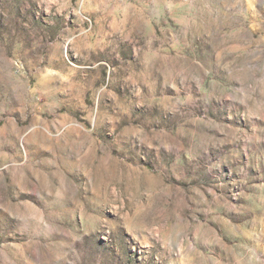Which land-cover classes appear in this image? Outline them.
<instances>
[{"label": "rangeland", "instance_id": "rangeland-1", "mask_svg": "<svg viewBox=\"0 0 264 264\" xmlns=\"http://www.w3.org/2000/svg\"><path fill=\"white\" fill-rule=\"evenodd\" d=\"M0 264H264V0H0Z\"/></svg>", "mask_w": 264, "mask_h": 264}]
</instances>
